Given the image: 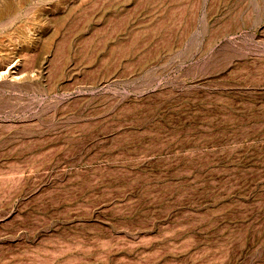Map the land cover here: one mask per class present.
<instances>
[{"label": "rangeland", "instance_id": "1", "mask_svg": "<svg viewBox=\"0 0 264 264\" xmlns=\"http://www.w3.org/2000/svg\"><path fill=\"white\" fill-rule=\"evenodd\" d=\"M0 264H264V0H0Z\"/></svg>", "mask_w": 264, "mask_h": 264}]
</instances>
